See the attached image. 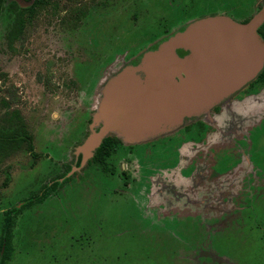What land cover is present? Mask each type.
Masks as SVG:
<instances>
[{
  "label": "rangeland",
  "instance_id": "374dc122",
  "mask_svg": "<svg viewBox=\"0 0 264 264\" xmlns=\"http://www.w3.org/2000/svg\"><path fill=\"white\" fill-rule=\"evenodd\" d=\"M5 1L0 125L6 111L18 110L38 158L21 150L0 161V230L4 211L75 167L91 123L97 130L104 122L103 91L124 68L194 21L247 22L264 7V0H51L9 41L7 3H26ZM260 86L166 133L129 142L111 133L124 145L108 162L114 173L85 165L54 196L24 209L7 264H264ZM193 121L210 128L205 141L188 127Z\"/></svg>",
  "mask_w": 264,
  "mask_h": 264
},
{
  "label": "water",
  "instance_id": "95a60500",
  "mask_svg": "<svg viewBox=\"0 0 264 264\" xmlns=\"http://www.w3.org/2000/svg\"><path fill=\"white\" fill-rule=\"evenodd\" d=\"M263 23L264 7L245 23L206 17L143 53L135 67L124 68L104 89L98 113L104 122L97 130L95 120L91 123L76 150L80 165L62 180L83 168L109 134L129 142L166 133L241 90L264 67V40L258 34ZM178 49L189 54L181 59Z\"/></svg>",
  "mask_w": 264,
  "mask_h": 264
},
{
  "label": "trees",
  "instance_id": "16d2710c",
  "mask_svg": "<svg viewBox=\"0 0 264 264\" xmlns=\"http://www.w3.org/2000/svg\"><path fill=\"white\" fill-rule=\"evenodd\" d=\"M26 6L20 7L14 2L7 3L8 10L12 13V25L8 33L9 41L19 39L25 28L30 25L40 11L45 10L49 5L51 0H23ZM5 0H0V13L5 10ZM183 29V28H182ZM181 29V30H182ZM258 34L264 40V23L258 29ZM168 36V34H167ZM167 36L159 38L156 40L155 44L148 49H153L161 40L165 39ZM146 49V50H148ZM139 57V56H138ZM138 57L136 60H138ZM0 78H5V75H0ZM251 84H261L264 86V69L258 75L255 81ZM250 84V85H251ZM249 85V86H250ZM6 109L9 110L7 100H2ZM216 107L214 111H217ZM124 149V145L121 140L114 135H108L101 143V145L95 150L93 157L87 162V166L96 165L104 171H110L114 173L109 165V161L114 155L121 153L120 151ZM25 150L28 152L35 160H37L38 155L34 151L33 138L27 131L23 119L20 116L18 110L6 111L4 114L3 122L0 125V161L4 158H9L15 153ZM81 161L79 156L75 162V167H78ZM112 165V163H110ZM71 170L70 167L67 168V173ZM66 174L52 180L50 184L43 186L40 193L27 198L23 204L19 207H12L2 213V222L0 230V264H7L11 259L15 247H14V230L16 227V221L18 215L27 208H30L36 204L43 203L48 197L54 196L57 189L61 187L64 183L70 181L74 177V173L62 180ZM123 177H128L125 171H122Z\"/></svg>",
  "mask_w": 264,
  "mask_h": 264
},
{
  "label": "flooded vegetation",
  "instance_id": "af4514ba",
  "mask_svg": "<svg viewBox=\"0 0 264 264\" xmlns=\"http://www.w3.org/2000/svg\"><path fill=\"white\" fill-rule=\"evenodd\" d=\"M248 20V19H247ZM242 22H245V20H243ZM241 22V23H242ZM261 73V72H260ZM259 73V74H260ZM258 74V75H259ZM258 75L250 82V83H248L247 85H246V87L244 88V89H242V90H240L237 94H235V95H233L232 96V99H234V101L235 102H239V101H241V100H243L244 98H247V97H249V96H251L252 94H246L245 96H243V98L242 99H237V95L241 92V91H246L247 90V88H249V85L253 82V81H255L256 80V78L258 77ZM236 99V100H235ZM189 126H197V132L199 133V135H203V138H202V140L203 141H205V138L208 136V131H209V127L207 126V125H205L203 122H201V121H193L192 123H190V125H188V127ZM197 143H194L193 145H196ZM80 164V163H79ZM193 164V168H192V171H191V176H190V178H192L193 176H194V174H195V168L197 167V162H193L192 163ZM122 171H125V172H127L125 169H121V172Z\"/></svg>",
  "mask_w": 264,
  "mask_h": 264
}]
</instances>
